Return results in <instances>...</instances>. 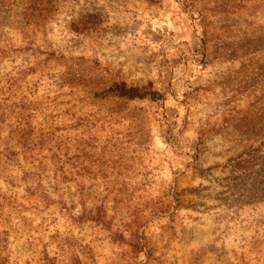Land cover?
Returning <instances> with one entry per match:
<instances>
[{
	"label": "rangeland",
	"instance_id": "obj_1",
	"mask_svg": "<svg viewBox=\"0 0 264 264\" xmlns=\"http://www.w3.org/2000/svg\"><path fill=\"white\" fill-rule=\"evenodd\" d=\"M0 264H264V0H0Z\"/></svg>",
	"mask_w": 264,
	"mask_h": 264
},
{
	"label": "trees",
	"instance_id": "obj_2",
	"mask_svg": "<svg viewBox=\"0 0 264 264\" xmlns=\"http://www.w3.org/2000/svg\"><path fill=\"white\" fill-rule=\"evenodd\" d=\"M9 156L12 157V158L16 157L13 153H11ZM36 184H37L38 189L42 190L39 180L36 182Z\"/></svg>",
	"mask_w": 264,
	"mask_h": 264
}]
</instances>
